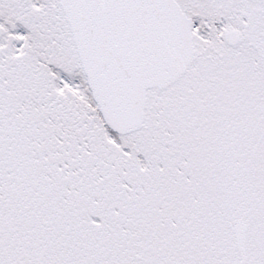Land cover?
<instances>
[{"label": "snow or ice", "instance_id": "obj_1", "mask_svg": "<svg viewBox=\"0 0 264 264\" xmlns=\"http://www.w3.org/2000/svg\"><path fill=\"white\" fill-rule=\"evenodd\" d=\"M0 264H264V0H0Z\"/></svg>", "mask_w": 264, "mask_h": 264}]
</instances>
